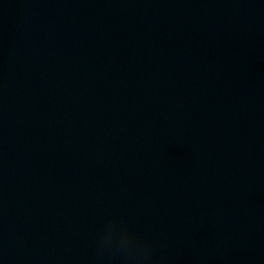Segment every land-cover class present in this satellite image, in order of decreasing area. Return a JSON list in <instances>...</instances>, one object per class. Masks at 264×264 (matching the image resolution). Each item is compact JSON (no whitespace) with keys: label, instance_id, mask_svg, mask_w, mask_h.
<instances>
[{"label":"water","instance_id":"95a60500","mask_svg":"<svg viewBox=\"0 0 264 264\" xmlns=\"http://www.w3.org/2000/svg\"><path fill=\"white\" fill-rule=\"evenodd\" d=\"M0 264H264V0H0Z\"/></svg>","mask_w":264,"mask_h":264}]
</instances>
